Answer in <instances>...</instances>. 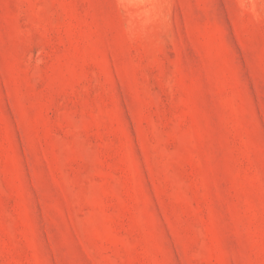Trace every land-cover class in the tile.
Segmentation results:
<instances>
[{
	"label": "rangeland",
	"instance_id": "obj_1",
	"mask_svg": "<svg viewBox=\"0 0 264 264\" xmlns=\"http://www.w3.org/2000/svg\"><path fill=\"white\" fill-rule=\"evenodd\" d=\"M0 264H264V0H0Z\"/></svg>",
	"mask_w": 264,
	"mask_h": 264
}]
</instances>
